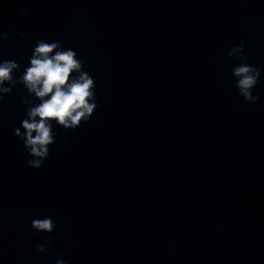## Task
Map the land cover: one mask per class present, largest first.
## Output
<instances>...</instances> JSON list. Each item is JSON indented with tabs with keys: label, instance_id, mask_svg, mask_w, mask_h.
<instances>
[{
	"label": "clouds",
	"instance_id": "9594fccd",
	"mask_svg": "<svg viewBox=\"0 0 264 264\" xmlns=\"http://www.w3.org/2000/svg\"><path fill=\"white\" fill-rule=\"evenodd\" d=\"M21 14L26 15L27 10H21ZM0 37L7 39L8 34L0 32ZM227 56L239 62L232 67L234 87L246 103H256L259 97L253 94V89L261 73L248 63L244 43L232 47ZM29 59L30 66L18 79L13 75L20 69L18 62H0V102L17 84H22L30 95L40 101L32 105L27 98L22 100L27 105V119L22 120L20 127L13 130L14 136L23 141L24 148L32 157L26 161L27 166L39 169L50 155L49 146L55 143L53 122L65 130H75L82 122L90 120L97 108V101L94 79L83 71V61L77 58L74 50L64 49L59 41L47 42L41 39L37 41ZM31 227L37 233H52L56 225L50 217H46L33 219ZM47 241L51 243L50 236ZM37 250L46 252L43 244ZM56 264H65V261L57 259Z\"/></svg>",
	"mask_w": 264,
	"mask_h": 264
},
{
	"label": "water",
	"instance_id": "95a60500",
	"mask_svg": "<svg viewBox=\"0 0 264 264\" xmlns=\"http://www.w3.org/2000/svg\"><path fill=\"white\" fill-rule=\"evenodd\" d=\"M46 217L56 225L52 233L32 229L33 219ZM42 244L44 253L37 250ZM57 259L81 264L52 208L0 127V264H56Z\"/></svg>",
	"mask_w": 264,
	"mask_h": 264
}]
</instances>
